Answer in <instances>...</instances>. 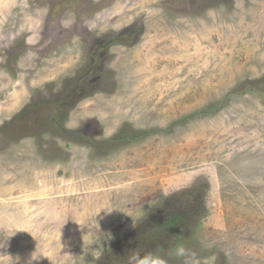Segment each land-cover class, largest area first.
Wrapping results in <instances>:
<instances>
[{
    "label": "rangeland",
    "instance_id": "1",
    "mask_svg": "<svg viewBox=\"0 0 264 264\" xmlns=\"http://www.w3.org/2000/svg\"><path fill=\"white\" fill-rule=\"evenodd\" d=\"M149 255L264 264V0H0V264Z\"/></svg>",
    "mask_w": 264,
    "mask_h": 264
},
{
    "label": "trees",
    "instance_id": "2",
    "mask_svg": "<svg viewBox=\"0 0 264 264\" xmlns=\"http://www.w3.org/2000/svg\"><path fill=\"white\" fill-rule=\"evenodd\" d=\"M76 135L79 136L78 132H75ZM116 140L117 137L112 138L110 141ZM109 141V140H108ZM195 212L198 211V208H193ZM187 213L185 212H173L170 216H167L166 218L161 219V221L154 227L152 228H148V233L145 235L141 232V233H137L136 236H134V242L138 245H135V247H139V249L142 247V245H144L146 243V241L151 240V242L154 241V239L157 237L158 234H162L164 230H167V232H171L173 233L174 228H181L184 224V221L186 218H188L191 214H188L187 217H184ZM194 215V214H192ZM189 222V221H187ZM183 223V224H182ZM181 225V226H180ZM154 232V233H152ZM126 242H129L128 239H126ZM117 247L120 246V244H116ZM129 247L128 250H133L135 251L136 249H134L133 246L131 245H127Z\"/></svg>",
    "mask_w": 264,
    "mask_h": 264
},
{
    "label": "clouds",
    "instance_id": "3",
    "mask_svg": "<svg viewBox=\"0 0 264 264\" xmlns=\"http://www.w3.org/2000/svg\"><path fill=\"white\" fill-rule=\"evenodd\" d=\"M174 255L177 257L184 258L188 255L187 250L182 245H178L174 249ZM33 259H39V256H32ZM138 264H166V261L163 258H160L159 256H145L143 259H140L138 261ZM184 264H190L188 260L184 261Z\"/></svg>",
    "mask_w": 264,
    "mask_h": 264
},
{
    "label": "crops",
    "instance_id": "4",
    "mask_svg": "<svg viewBox=\"0 0 264 264\" xmlns=\"http://www.w3.org/2000/svg\"><path fill=\"white\" fill-rule=\"evenodd\" d=\"M72 110V109H71Z\"/></svg>",
    "mask_w": 264,
    "mask_h": 264
}]
</instances>
